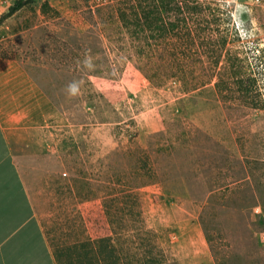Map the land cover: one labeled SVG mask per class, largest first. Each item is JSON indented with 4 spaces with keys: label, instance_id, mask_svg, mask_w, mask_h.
<instances>
[{
    "label": "rangeland",
    "instance_id": "rangeland-1",
    "mask_svg": "<svg viewBox=\"0 0 264 264\" xmlns=\"http://www.w3.org/2000/svg\"><path fill=\"white\" fill-rule=\"evenodd\" d=\"M14 1L0 0V15ZM44 1L0 24V88L40 90L23 170L51 241L85 236L87 212L118 175L137 182L128 150L138 146L155 172L137 190L163 264H264V0H203L230 16L207 10L205 28L229 23V41L247 50L253 107L223 99L213 81L190 89L172 76L170 32H157L152 55L139 52L118 12L130 0Z\"/></svg>",
    "mask_w": 264,
    "mask_h": 264
},
{
    "label": "trees",
    "instance_id": "trees-1",
    "mask_svg": "<svg viewBox=\"0 0 264 264\" xmlns=\"http://www.w3.org/2000/svg\"><path fill=\"white\" fill-rule=\"evenodd\" d=\"M29 0H15L0 15V24L20 10ZM126 9H119L120 19L131 36L138 38L139 52L152 55L153 39L157 32H170L173 52L177 57V76L186 88L194 89L213 81L216 92L223 99H240L246 106L256 105L253 99L252 78L247 62V50L237 45L239 38L229 41L233 33L229 23L217 31L203 23L206 11H220L230 19L226 9L211 7L203 0H165L161 8L155 0H130ZM48 0L42 4L47 7ZM172 12L174 19L162 24L160 11ZM215 16V14L212 15ZM219 16L216 14V17ZM2 57H7L2 53ZM209 69L192 76L199 63ZM134 154L136 164L130 170L136 174L135 183L127 175H118L112 185H104L105 193L95 209L87 212L86 223L90 229L81 239L66 244L53 243L45 228L57 264H163L165 254L158 241L157 232L146 226L138 194V183L154 180L155 172L146 151L138 146L128 150ZM137 165V166H136ZM74 183L75 178H71ZM69 186V185H68ZM70 187V186H69ZM71 191V188L68 189ZM79 216V214H77ZM42 220V219H41Z\"/></svg>",
    "mask_w": 264,
    "mask_h": 264
},
{
    "label": "crops",
    "instance_id": "crops-1",
    "mask_svg": "<svg viewBox=\"0 0 264 264\" xmlns=\"http://www.w3.org/2000/svg\"><path fill=\"white\" fill-rule=\"evenodd\" d=\"M36 94L32 83L22 98L0 88V264H57L23 170Z\"/></svg>",
    "mask_w": 264,
    "mask_h": 264
},
{
    "label": "clouds",
    "instance_id": "clouds-1",
    "mask_svg": "<svg viewBox=\"0 0 264 264\" xmlns=\"http://www.w3.org/2000/svg\"><path fill=\"white\" fill-rule=\"evenodd\" d=\"M70 89H71V91L75 92V90H76V86H75V85H71V86H70Z\"/></svg>",
    "mask_w": 264,
    "mask_h": 264
}]
</instances>
